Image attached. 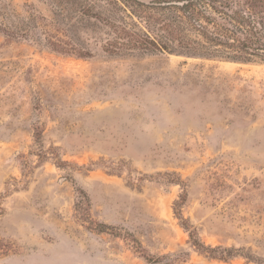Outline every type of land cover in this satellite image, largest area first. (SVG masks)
<instances>
[{
  "label": "rangeland",
  "instance_id": "rangeland-1",
  "mask_svg": "<svg viewBox=\"0 0 264 264\" xmlns=\"http://www.w3.org/2000/svg\"><path fill=\"white\" fill-rule=\"evenodd\" d=\"M169 1L0 0V264H264V63Z\"/></svg>",
  "mask_w": 264,
  "mask_h": 264
},
{
  "label": "trees",
  "instance_id": "trees-1",
  "mask_svg": "<svg viewBox=\"0 0 264 264\" xmlns=\"http://www.w3.org/2000/svg\"><path fill=\"white\" fill-rule=\"evenodd\" d=\"M197 1L202 0H170L169 3L179 4L183 12L193 17L202 8ZM208 20L213 29L201 26L202 31L216 45L233 50L229 59L264 63V0H224L215 6L214 15ZM146 46L158 49L154 43Z\"/></svg>",
  "mask_w": 264,
  "mask_h": 264
}]
</instances>
